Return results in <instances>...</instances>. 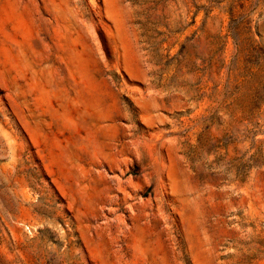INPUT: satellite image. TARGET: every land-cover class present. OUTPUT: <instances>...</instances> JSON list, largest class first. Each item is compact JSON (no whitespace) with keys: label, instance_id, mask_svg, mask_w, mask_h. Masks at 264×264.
I'll return each instance as SVG.
<instances>
[{"label":"rangeland","instance_id":"1","mask_svg":"<svg viewBox=\"0 0 264 264\" xmlns=\"http://www.w3.org/2000/svg\"><path fill=\"white\" fill-rule=\"evenodd\" d=\"M0 264H264V0H0Z\"/></svg>","mask_w":264,"mask_h":264}]
</instances>
